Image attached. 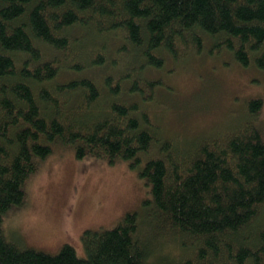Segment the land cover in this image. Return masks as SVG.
Segmentation results:
<instances>
[{
	"label": "trees",
	"instance_id": "16d2710c",
	"mask_svg": "<svg viewBox=\"0 0 264 264\" xmlns=\"http://www.w3.org/2000/svg\"><path fill=\"white\" fill-rule=\"evenodd\" d=\"M206 43L264 71V0H0V264H264L263 99L183 140L150 110L152 71ZM57 143L129 160L150 192L116 226L85 229V255L4 229Z\"/></svg>",
	"mask_w": 264,
	"mask_h": 264
},
{
	"label": "rangeland",
	"instance_id": "374dc122",
	"mask_svg": "<svg viewBox=\"0 0 264 264\" xmlns=\"http://www.w3.org/2000/svg\"><path fill=\"white\" fill-rule=\"evenodd\" d=\"M184 58L168 59L164 68L151 73L162 81L150 110L165 136L202 138L230 127L253 96L263 99L258 123L264 125V71L243 67L228 51H212L209 43ZM26 188V205L4 218L6 235L51 254L69 243L85 255V229L112 228L126 213L141 211L150 197L129 160L111 164L99 157L79 158L72 147L58 143Z\"/></svg>",
	"mask_w": 264,
	"mask_h": 264
},
{
	"label": "bare ground",
	"instance_id": "6f19581e",
	"mask_svg": "<svg viewBox=\"0 0 264 264\" xmlns=\"http://www.w3.org/2000/svg\"><path fill=\"white\" fill-rule=\"evenodd\" d=\"M218 53H219V51H218Z\"/></svg>",
	"mask_w": 264,
	"mask_h": 264
}]
</instances>
